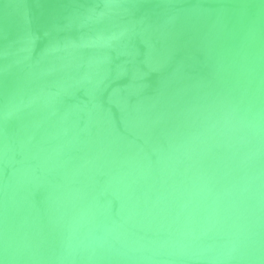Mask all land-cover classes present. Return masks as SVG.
<instances>
[{"label": "water", "instance_id": "95a60500", "mask_svg": "<svg viewBox=\"0 0 264 264\" xmlns=\"http://www.w3.org/2000/svg\"><path fill=\"white\" fill-rule=\"evenodd\" d=\"M0 264H264V0H0Z\"/></svg>", "mask_w": 264, "mask_h": 264}]
</instances>
